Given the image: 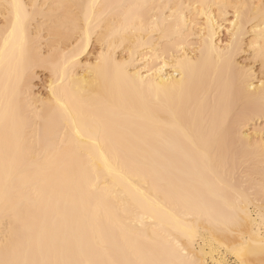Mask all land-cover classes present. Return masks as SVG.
Listing matches in <instances>:
<instances>
[{
	"label": "bare ground",
	"instance_id": "6f19581e",
	"mask_svg": "<svg viewBox=\"0 0 264 264\" xmlns=\"http://www.w3.org/2000/svg\"><path fill=\"white\" fill-rule=\"evenodd\" d=\"M239 1L0 0V264H264V136L243 129L264 79L235 62L251 32L264 73V14Z\"/></svg>",
	"mask_w": 264,
	"mask_h": 264
},
{
	"label": "rangeland",
	"instance_id": "374dc122",
	"mask_svg": "<svg viewBox=\"0 0 264 264\" xmlns=\"http://www.w3.org/2000/svg\"><path fill=\"white\" fill-rule=\"evenodd\" d=\"M242 1H243V3H241V4H242L243 7L248 3L249 6L252 7L253 9H257V10L261 9L259 11H263V14H264V9H263L264 8V0H242ZM238 2H240V1L238 0ZM231 4H233V3H231ZM227 10H228V12L225 15V18L227 19L226 20L227 23H225V21L223 22L224 26H223V29L221 30L220 34H219V39H218L219 43L221 44V46H224L227 43V41H228L227 32H225L226 31L225 28L228 26V21L233 18L232 17L233 16L232 7L227 8ZM249 18H251V16ZM198 21L201 22V18L200 17L198 18ZM252 24H253V20L248 21L246 23V28L249 29ZM96 31H98V29H96ZM157 34L158 33H154V37H155V38L153 37L154 39L157 38ZM41 36H42L41 37L42 38V40H41L42 41L41 42L42 43L41 44V48L44 49V50L42 49L43 53H46L47 47H46V44L44 45V43H46V41L48 40L47 38L49 37L46 34V30L41 31ZM77 36H78V34H73V37H77ZM96 36H97V33L95 34V32H94V35L93 34L91 35V39H90L91 41L89 43L88 49L81 56L82 62H84L86 58H87L86 60L92 61L96 57V55L102 50L104 44L102 46V43L96 42ZM251 37H252V33L251 32H247V33L244 34L243 39L241 40V43H240V46L241 45L242 46L239 48L240 50H238L236 52V55H235V62L239 66H241L244 70H247L248 72H251V74L253 75L252 76V81L254 82V84H257L261 79H264V73L262 72V69H261V63L258 60L255 59V56H254V54H255L254 50L255 49L252 46L249 47V45H248V42H249V40H251ZM187 40L189 41V42L187 41V43H189V45H186V46L189 47V49H194V47L196 48V45H195L196 43L195 42L197 41V39H196L195 35L188 36ZM71 42H72V40L68 41V43L66 45L65 44L63 45V47L70 48L71 45H68V44H70ZM163 42L164 41L162 39H161V41L159 40L158 45H161ZM146 48L147 47L144 48V51L146 50V52H147L148 48L147 49ZM194 50H193V52H194ZM116 53H117L116 55L118 57L119 56L122 57V56H125V55H122V54H126V50L122 49L120 47V48H118L116 50ZM35 72H36V78L34 79V83H33L34 84L33 92H35L34 94H38V95L40 94L41 96H44V94L46 93V85H47L48 80H49V73L47 71H45L43 69H39V68H37L35 70ZM243 129L246 130V133H249V135H251L252 139H255V138L259 137V135L264 136V115L261 116V117H255V118L251 119ZM256 129H258V130L262 129L261 131H263V132H261L259 130L260 133L256 134L257 133V132H255ZM249 172H250L249 164L247 162L240 161L238 163V165H236V167L234 168V176L235 177H239L241 179V181L246 180V177H248L247 175H248ZM250 177H251V179H254V181H256V182H257V180H258V182L260 180V182H262V186L264 185V175H261V174H258V173L255 172V173H251L248 178H250ZM260 178L263 179V180H261ZM257 186H260V185H257ZM250 189H253V188L251 187ZM253 190H250V192H252ZM258 191H257V194L258 193L260 194V195H258V198L261 197L260 199H262V202H263L264 190L262 191L260 189V191L259 192ZM254 192H256V190H254ZM260 199L258 201L259 203L261 202ZM249 207H250L249 210H251L250 212L251 213L253 212L252 217H255L256 207L253 206V205H249ZM225 260H226L227 264H242V263H239L229 253H225ZM206 264H211V261H210L209 258L206 261Z\"/></svg>",
	"mask_w": 264,
	"mask_h": 264
},
{
	"label": "snow or ice",
	"instance_id": "6c2138e0",
	"mask_svg": "<svg viewBox=\"0 0 264 264\" xmlns=\"http://www.w3.org/2000/svg\"><path fill=\"white\" fill-rule=\"evenodd\" d=\"M14 7L19 8L20 6L19 5H14ZM18 19H19V16H18Z\"/></svg>",
	"mask_w": 264,
	"mask_h": 264
}]
</instances>
